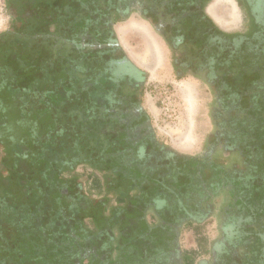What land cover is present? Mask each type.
<instances>
[{"label": "flooded vegetation", "instance_id": "obj_1", "mask_svg": "<svg viewBox=\"0 0 264 264\" xmlns=\"http://www.w3.org/2000/svg\"><path fill=\"white\" fill-rule=\"evenodd\" d=\"M214 1L0 0V264H264V0L241 30ZM133 20L208 92L195 154L157 135Z\"/></svg>", "mask_w": 264, "mask_h": 264}, {"label": "rangeland", "instance_id": "obj_2", "mask_svg": "<svg viewBox=\"0 0 264 264\" xmlns=\"http://www.w3.org/2000/svg\"><path fill=\"white\" fill-rule=\"evenodd\" d=\"M216 9L210 11L222 24V17L231 22L232 27L241 30V19L244 11L239 0H216ZM220 12V16L219 15ZM2 17L0 14V24ZM132 22L122 26L119 30H130L121 36L122 45L129 48L133 61L143 69L148 77L145 107L160 140L178 151L195 154L204 145L208 132L211 129L209 119L210 97L206 88L191 79L179 80L173 74L169 56L162 41L153 33L158 50L154 51L149 39L143 32H135L129 28ZM143 36H142V35ZM124 43V44H123ZM88 178L81 171L77 173ZM254 182L251 188L255 189ZM264 231V230H263ZM208 233V230L204 231ZM203 232V233H204ZM199 233L192 229L183 232L181 245L183 249L196 248ZM263 235V233H262Z\"/></svg>", "mask_w": 264, "mask_h": 264}, {"label": "crops", "instance_id": "obj_3", "mask_svg": "<svg viewBox=\"0 0 264 264\" xmlns=\"http://www.w3.org/2000/svg\"><path fill=\"white\" fill-rule=\"evenodd\" d=\"M216 1V0H215ZM215 1H214V3L212 4V9L214 10V9H216V7H215V5H216V3H215ZM129 28L130 29H132L133 31H135V32H143L144 33V36H146L150 41H149V43H150V45H151V47L154 49V51H157L158 50V47H157V44H156V46H155V43H156V39L154 38V37H152L153 36V34H151V30H149V28L145 25V24H143V23H141V22H132L131 24H130V26H129ZM126 30H123L122 29V31L120 30V36H123V34L124 33H126V32H129L130 30H127L126 32H125ZM138 32V33H139ZM142 35V34H141ZM143 36V35H142ZM121 40H124L123 38H121ZM124 44V43H123ZM129 49L127 46H126V44H125V49ZM127 51V50H126ZM128 54L129 55H131V53L129 52V50H128ZM131 58H132V56H131ZM133 59V58H132ZM136 63V62H135ZM88 178V177H87ZM88 183L90 184V181L88 180Z\"/></svg>", "mask_w": 264, "mask_h": 264}]
</instances>
